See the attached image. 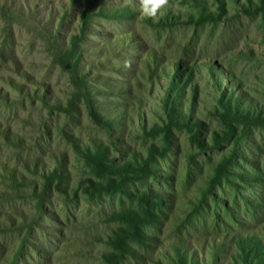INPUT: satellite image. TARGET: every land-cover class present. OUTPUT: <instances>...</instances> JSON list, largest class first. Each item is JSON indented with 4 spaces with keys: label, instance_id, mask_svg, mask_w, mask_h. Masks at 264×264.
<instances>
[{
    "label": "rangeland",
    "instance_id": "rangeland-1",
    "mask_svg": "<svg viewBox=\"0 0 264 264\" xmlns=\"http://www.w3.org/2000/svg\"><path fill=\"white\" fill-rule=\"evenodd\" d=\"M72 2L0 0V264H175L178 249L188 264H264L235 246L250 233L264 245L259 0H226L217 20L214 0H169L168 15L195 20L199 8L211 17L176 26L145 22L139 0ZM112 8L128 15L107 17ZM150 51L162 56L159 78L141 60ZM188 70L165 110L169 78ZM228 95L237 112L262 120L230 131L217 105ZM167 113L193 123L196 136L172 124L166 142ZM93 140L107 148V166L148 160V171L93 168L73 145L93 151Z\"/></svg>",
    "mask_w": 264,
    "mask_h": 264
},
{
    "label": "trees",
    "instance_id": "trees-1",
    "mask_svg": "<svg viewBox=\"0 0 264 264\" xmlns=\"http://www.w3.org/2000/svg\"><path fill=\"white\" fill-rule=\"evenodd\" d=\"M172 1V0H171ZM173 1H178V0H173ZM184 0H180L181 3H183ZM214 2L216 3V8H217V17L216 19L214 18V20H217V18H220L222 16L225 15V4H226V0H214ZM261 6L259 7V10L262 12V16L264 18V0H259ZM75 3V0H73L72 5ZM245 11H248L245 7L243 8ZM163 10V9H162ZM120 9L119 8H112V9H106L105 13H107V17L110 18H121L120 16L128 15V10L124 9L122 12L123 13H119ZM134 11V10H133ZM197 11L199 12V15L197 16V18L195 20H193L191 17H188V19L185 18H181V15H174V14H170L168 15V9L163 10V13H161L160 15H158L157 21H153L152 17L146 16V15H141V19H143L145 22H147L148 24L151 25H155V26H176V25H181V24H189V23H193V24H201L203 22H205L208 18L211 17H207V15L204 14V10L203 9H199L197 8ZM103 13V14H105ZM90 14H96V15H100L102 14V9L99 8L97 11H95V13H93V11L91 9L88 10V12H84L83 16H82V23L83 25L86 22V19L90 16ZM158 24V25H157ZM143 59L142 62H144L145 65V70L149 76V79H151L152 77L155 78H159V70H165V68H163L164 64L162 63V56L157 55L154 51H150V52H145L144 55L142 56ZM147 58V60H146ZM149 60V61H148ZM173 68L175 70H177V72H182V70H184L183 68L185 67H181L179 61H175L173 62ZM208 68L210 70V72H212V69H214L210 64H208ZM170 72V71H169ZM167 72V75H170V73ZM217 75H221L224 76L225 73H220V71H216ZM226 78L228 80H230L229 82V87L233 88L235 86V83L232 81V79H230L228 76H226ZM82 80H84V78H81ZM180 80H177L176 76L174 75L173 77L169 78V85H170V89L173 93L170 95V91H168L166 93V96L164 98L163 101H161L163 103V106L165 108V110H169L170 109V105L173 104V101L175 100V98L177 100H179V96L177 93V88L180 87H185L187 82H189V80H191V73L190 71H183L182 75H180L179 77ZM191 87L193 86L192 81L190 82ZM219 86V85H218ZM220 87V86H219ZM88 95V94H87ZM236 96L240 99L242 98V100H244V104L246 105V107H250L251 105L249 104L248 100L245 99L241 93L238 91ZM224 97V96H223ZM222 96H219V98L217 99V105L220 108V113H219V117L221 119V121L223 122V124L226 125V128H228L230 131H232L233 122H253L255 124H257V120H262L261 117L259 115H254V116H248V114L246 113H240L236 111V109L232 106V104L234 103H230V99H232V95H228V99L223 98ZM237 98V99H238ZM183 99V101H182ZM182 99L180 100L178 107L182 108L183 107V102L185 101V96L182 97ZM92 109H94L92 107ZM173 109V108H171ZM190 109H193V106L190 107ZM95 111H91V114L93 116V118L95 120H97V123H102L107 125L109 128L112 126L114 119L112 118H105L104 116H98V114L94 113ZM167 117L169 119L168 123L165 124L163 127H161L159 130L164 133L163 138L166 142L170 143V138L168 137L170 130H171V126L172 124H174V126L177 127H183L186 128L187 130H189V132H191L192 136H196L195 131L193 130L195 128V125H193V123H185L180 122V121H176L177 119H175L174 117H172L170 115V113H167ZM196 123V122H195ZM192 137V138H193ZM200 142V141H199ZM201 143V142H200ZM93 144V151H90L88 148H81L80 146L78 147L77 142H73V145L76 148V151L79 153V155H81L82 159L89 165H91L93 168L95 169H101L104 168L105 170L107 169L109 172H120L123 169H131V170H136V171H140V173H145V171L147 170V164H148V160L144 161L143 163L137 164V162H135L136 166H132L130 163H125L122 165L124 166H107L105 162L108 161V153H107V148L104 147L103 145H101L99 142L97 141H92ZM199 146H201L199 144ZM150 158V157H148ZM35 168V167H34ZM219 168L223 169V165H220ZM13 168L12 169H8V173L10 178H8V180H10L12 183H16V178L15 176H13L14 172H13ZM54 175V177L56 176V170L54 171V173H52ZM51 174H49L50 176ZM46 178V183L48 184L50 182V177ZM61 179V177L59 178ZM136 237L139 238L138 233L135 234ZM236 243L235 246L238 250L239 253L243 254V256L245 257V260H250L251 257L252 258H258V260L263 261L264 260V245L255 237V235L253 234H248L247 236H243L238 234L236 236ZM235 242V241H234ZM122 250V249H121ZM108 257H104V258H113L116 257V254H109L107 255ZM196 262H192V264H195ZM175 264H188L187 259L185 258V255L181 253V251L178 249L176 250V257H175Z\"/></svg>",
    "mask_w": 264,
    "mask_h": 264
},
{
    "label": "clouds",
    "instance_id": "clouds-1",
    "mask_svg": "<svg viewBox=\"0 0 264 264\" xmlns=\"http://www.w3.org/2000/svg\"><path fill=\"white\" fill-rule=\"evenodd\" d=\"M169 5V0H139V10L143 15L156 17L157 13Z\"/></svg>",
    "mask_w": 264,
    "mask_h": 264
}]
</instances>
